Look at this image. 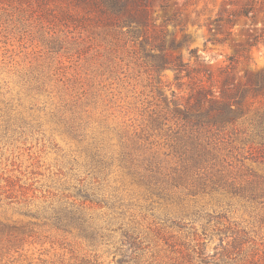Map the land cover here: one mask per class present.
<instances>
[{"label":"rangeland","instance_id":"1","mask_svg":"<svg viewBox=\"0 0 264 264\" xmlns=\"http://www.w3.org/2000/svg\"><path fill=\"white\" fill-rule=\"evenodd\" d=\"M75 10L74 0H0V264H117L47 220L88 186L147 237L139 264H263L264 203L209 189L173 188L162 199L128 171L131 154L171 173L172 101L184 107L202 75L156 73L135 58L132 38ZM173 13L177 23L164 26L175 43L168 59L193 65V49L215 75L232 57L240 86L250 84L246 71L251 81L264 76V0H169L166 11H151L145 32ZM245 108L240 140L226 145L228 130L211 136L226 145L220 154L236 184L246 167L264 176V146L252 134L264 96Z\"/></svg>","mask_w":264,"mask_h":264},{"label":"trees","instance_id":"2","mask_svg":"<svg viewBox=\"0 0 264 264\" xmlns=\"http://www.w3.org/2000/svg\"><path fill=\"white\" fill-rule=\"evenodd\" d=\"M81 12L74 11L81 19L99 22L103 32L116 31L117 34L133 39V49L137 60L159 73L170 69L175 80L189 78L192 73L201 74L202 78L191 84V93L184 107H177L172 101V116L176 119L175 128L171 129V150L176 157V166L168 174L147 158L138 155H127L128 171L141 182L148 193L156 194L162 199L170 196V190L209 189L239 195L258 204L264 203V176L246 167V175L241 183L231 177L227 169L231 164L220 154L226 145L240 140L236 123L244 119L247 111V98L264 96V76L257 74L251 81L249 73L246 77L249 85L240 86L235 83L234 59L228 58L230 64L220 69L217 74L202 63L196 51L189 50L190 62H183L181 55L170 60L166 57L168 47L175 45L167 38L164 26L177 23V14L167 18L158 32L148 35L145 27L150 21V13L154 9L162 12L168 8L169 0H74ZM139 36L142 40L138 42ZM215 77H220L215 81ZM208 83L207 86L204 83ZM217 82L219 85H217ZM161 123H157L160 126ZM253 132L264 146V114H259L252 125ZM230 132L225 146L211 142L212 135L223 131ZM207 134H209L207 136ZM237 149V146L232 147ZM244 176V175H243ZM99 187H90L80 195L79 203L71 202L50 209L47 220L51 221L57 231L73 234L81 238L87 245L105 248L113 254L117 264H139L147 250V237L132 222H125L121 214L116 212L114 202L100 196ZM99 194V195H98ZM96 208H105L106 212H95ZM9 230L19 229L15 226H2ZM144 236V237H143ZM264 264V263H263Z\"/></svg>","mask_w":264,"mask_h":264}]
</instances>
